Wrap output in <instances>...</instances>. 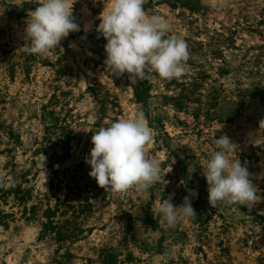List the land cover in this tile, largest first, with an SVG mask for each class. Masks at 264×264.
<instances>
[{
  "label": "rangeland",
  "instance_id": "374dc122",
  "mask_svg": "<svg viewBox=\"0 0 264 264\" xmlns=\"http://www.w3.org/2000/svg\"><path fill=\"white\" fill-rule=\"evenodd\" d=\"M109 3L77 0L81 31L63 52L33 56L21 47L36 0H0V264H100L102 249L115 264H264V199L212 208L202 175L214 138L226 134L264 197V0H147L146 12L168 20L190 52L180 78L148 73L147 108L134 98L140 81L105 69L106 40L94 33ZM191 91L198 102L184 100ZM140 108L161 180L147 194L106 192L88 175L90 130ZM231 108L233 119L218 120ZM189 190L195 217L161 224L152 210L163 199L181 205ZM47 209L62 242L43 231Z\"/></svg>",
  "mask_w": 264,
  "mask_h": 264
},
{
  "label": "clouds",
  "instance_id": "9594fccd",
  "mask_svg": "<svg viewBox=\"0 0 264 264\" xmlns=\"http://www.w3.org/2000/svg\"><path fill=\"white\" fill-rule=\"evenodd\" d=\"M76 2L36 0L25 20L23 51L33 56H44L54 49L63 52L61 42L70 33L81 31L73 14ZM146 3L147 0H110L106 10L104 6L95 31L106 40L105 69L116 76L127 74L131 83L146 79L149 72L164 80L178 79L185 73L190 59L187 42L171 33L168 20L149 15L144 7ZM90 131L93 146L85 163L91 169L88 175L100 188L119 194L130 191L147 194L161 180L159 162L146 155L145 149L153 141L155 131L142 108L132 118L101 124ZM259 131H264V119L259 122ZM214 144L215 149L205 160L202 171L209 205L251 208L261 202L264 197L253 183V174L230 155L237 145L226 134L214 138ZM196 195L195 190H189L179 206L170 198L163 199L152 211L160 217L161 224L174 227L181 217H195L191 197Z\"/></svg>",
  "mask_w": 264,
  "mask_h": 264
},
{
  "label": "trees",
  "instance_id": "16d2710c",
  "mask_svg": "<svg viewBox=\"0 0 264 264\" xmlns=\"http://www.w3.org/2000/svg\"><path fill=\"white\" fill-rule=\"evenodd\" d=\"M97 37H99V33H94ZM151 82L148 80V78L141 80L136 86L133 88V94L134 98L137 103L143 105L144 108H147L149 100L152 98L151 96ZM242 91L240 89H237L236 95L239 96ZM199 93L196 91H191L190 93L183 94L184 100L187 102H198ZM220 94L218 92L212 93L211 100L216 104L218 97ZM176 99V98H174ZM262 99H264V96H262ZM176 104H181L182 102L180 98L175 101ZM231 108L227 112L223 113H216L218 120L224 121V120H231L233 119L235 111ZM54 211L51 209H47L45 213L46 222L43 224V231H49L53 233L54 240L59 243L65 240L67 237V233L62 231L59 226L55 225L53 222V216ZM100 264H115L116 256L112 253L110 250L102 249L100 253Z\"/></svg>",
  "mask_w": 264,
  "mask_h": 264
}]
</instances>
